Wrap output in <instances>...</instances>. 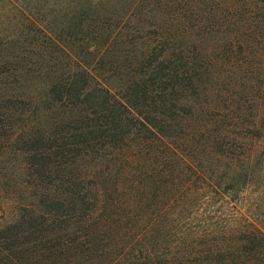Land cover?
Listing matches in <instances>:
<instances>
[{
	"label": "rangeland",
	"instance_id": "374dc122",
	"mask_svg": "<svg viewBox=\"0 0 264 264\" xmlns=\"http://www.w3.org/2000/svg\"><path fill=\"white\" fill-rule=\"evenodd\" d=\"M90 1H101L99 8L106 9L101 15L113 21L119 17L117 27L128 32L139 26L138 21L147 27V33H153L154 23L170 31L176 29L181 34L178 43L191 50L188 57L199 58L202 54L210 63L205 69L204 84L196 91L195 104L183 110L193 116L189 123L192 128L172 129L177 136L170 148L154 141L151 148L158 152L156 159L140 149L128 151L115 161L85 167L89 181L106 189L110 211L106 216L119 225V234L108 242L110 246L114 244L111 256L116 259L124 253L127 262L122 264H148L149 260L139 252L145 247L144 254L151 249L156 257L167 256L176 264L190 253L200 264L210 258V251L230 247L232 240L245 232L264 236L263 0H207L205 4L203 0H181L179 8L162 6L159 10H174L179 15L177 19L162 14H152L154 19L145 17L151 0H144L137 11L139 0H0V62L9 63L12 55L25 50L32 63H39L38 53H43L40 45L52 46L42 40L39 30L51 31L65 45H92L93 41L82 34L74 38L70 35L75 29L84 31L89 26L85 14ZM94 25L100 23H91ZM16 32L19 37H14ZM246 40L250 44L246 45ZM51 55L60 59L58 53ZM57 63L60 66L46 58L44 66L48 70L42 73L33 65L26 70L18 67L13 74L0 77V96L15 97L8 103L16 115L8 121L13 133L18 135L36 122L52 126L68 118L63 109L47 110L50 102L45 95V78L60 73L69 61L64 57ZM103 79L107 90L120 93L123 82L119 77ZM39 97L43 102H37ZM201 126L212 133L210 137L199 134ZM221 129L233 136L216 138ZM192 132L195 137L190 136ZM212 140L218 141L213 143V150L203 152ZM3 143L0 229L14 223L20 210L34 203L24 154L17 150L18 138ZM169 149L176 151L175 157ZM169 154L172 159L163 163V155ZM250 264H264V260Z\"/></svg>",
	"mask_w": 264,
	"mask_h": 264
},
{
	"label": "trees",
	"instance_id": "16d2710c",
	"mask_svg": "<svg viewBox=\"0 0 264 264\" xmlns=\"http://www.w3.org/2000/svg\"><path fill=\"white\" fill-rule=\"evenodd\" d=\"M233 1L239 3L240 0ZM100 3H87L85 19L89 26L84 31L75 29L70 33L72 38L82 34L93 41L92 45H65L51 31L39 30L42 40L52 43L51 47H42L45 43L37 47L44 53H38L39 63H32L29 51L25 50L12 55L9 63L0 62L1 77L13 74L18 67L26 70L33 65L42 73V70H48L44 66L46 58L55 61L56 66H60L57 61L64 57L69 61L60 73L45 78L48 80L45 95L50 102L47 110L63 109V114L69 115L66 120H59L52 126L47 122H36L17 135L8 125V121H13L16 116L8 104L15 97L0 96V104L7 103L0 105V152L6 144L3 142L18 138L17 150L24 154L23 164L34 190V203L20 210L14 223L0 229V264L127 262L124 253L116 259L111 256L114 244L110 246L108 242L119 234V225L112 217L106 216L110 212L106 189L92 184L84 169L90 163L115 161L128 151L140 149L149 151L148 156L156 159L158 152L151 148L154 141L170 148V142L177 136L173 130L192 128L189 123L193 116L183 110L187 105L195 104L194 97L204 84L209 59L202 54L199 58L188 57L191 50L178 43L181 34L176 29L170 31L154 23L153 33H147L144 31L147 27L140 21L131 32L117 27L119 17L113 21V16L108 19L101 15L106 9L99 8ZM143 3L144 0L137 1L135 11ZM261 3L264 7V0ZM180 4L181 0H151L147 5L151 9L146 11L145 17L150 15L154 19L152 14H162L177 19L176 11L159 10L162 6L179 8ZM111 21L113 25H110ZM91 23L100 25L92 27ZM245 44H250V40ZM57 53L60 59L51 55ZM111 75L123 82L117 95L103 85L107 82L103 78H112ZM37 102L43 100L39 97ZM207 130L201 126L199 134L210 137L212 133ZM194 132L190 136L195 137ZM219 134L216 138L233 136L225 129ZM217 142L212 140L211 146L203 152L210 153L213 143ZM169 151L176 156V151ZM171 159L170 154L163 155V163ZM116 189L119 191V185ZM232 242L230 247L210 251V258L206 257L200 264H211L210 261L215 264H250L264 260L263 235L245 232ZM144 251L145 247L139 250L140 256L149 260L148 264L177 263L167 256L156 257L151 249L149 253L146 250L148 254ZM193 256L187 253L178 264H199Z\"/></svg>",
	"mask_w": 264,
	"mask_h": 264
}]
</instances>
